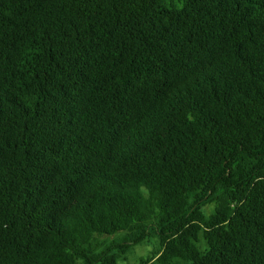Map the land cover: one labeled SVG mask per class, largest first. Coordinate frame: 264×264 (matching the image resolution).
<instances>
[{
	"label": "trees",
	"instance_id": "obj_1",
	"mask_svg": "<svg viewBox=\"0 0 264 264\" xmlns=\"http://www.w3.org/2000/svg\"><path fill=\"white\" fill-rule=\"evenodd\" d=\"M149 239L264 264V0H0V264Z\"/></svg>",
	"mask_w": 264,
	"mask_h": 264
},
{
	"label": "rangeland",
	"instance_id": "obj_2",
	"mask_svg": "<svg viewBox=\"0 0 264 264\" xmlns=\"http://www.w3.org/2000/svg\"><path fill=\"white\" fill-rule=\"evenodd\" d=\"M159 243L156 239L146 240L143 244L137 245L133 250L127 255L125 260H121L119 264H135L141 256L146 255L150 250L158 247ZM199 246L202 250L206 248V241L202 239L199 242ZM178 261L181 262L179 259Z\"/></svg>",
	"mask_w": 264,
	"mask_h": 264
}]
</instances>
